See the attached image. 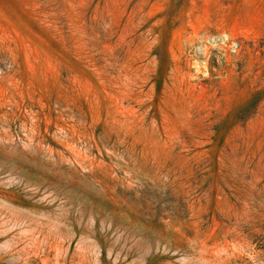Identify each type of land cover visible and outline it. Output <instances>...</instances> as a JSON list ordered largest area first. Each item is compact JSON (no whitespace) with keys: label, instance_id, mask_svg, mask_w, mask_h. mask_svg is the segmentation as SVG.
I'll return each instance as SVG.
<instances>
[{"label":"rangeland","instance_id":"obj_1","mask_svg":"<svg viewBox=\"0 0 264 264\" xmlns=\"http://www.w3.org/2000/svg\"><path fill=\"white\" fill-rule=\"evenodd\" d=\"M0 264H264V0H0Z\"/></svg>","mask_w":264,"mask_h":264}]
</instances>
